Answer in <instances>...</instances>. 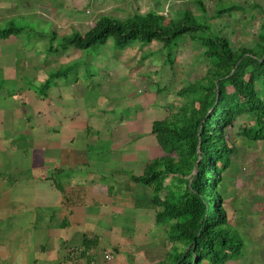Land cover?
Masks as SVG:
<instances>
[{
    "label": "crops",
    "instance_id": "crops-1",
    "mask_svg": "<svg viewBox=\"0 0 264 264\" xmlns=\"http://www.w3.org/2000/svg\"><path fill=\"white\" fill-rule=\"evenodd\" d=\"M56 11L71 15L74 0H0V24H18L9 35L2 33L6 26L0 30V264H74L75 258L84 264H146L150 259L157 264L159 244L142 222L144 213L156 216V209L152 197L145 205L137 194L139 189L151 195V189L142 190V183L123 173L135 171L140 177L163 155L152 135L158 103H137L135 94L122 97L125 106L139 104L138 111L107 119L105 112L113 109L123 115L124 109L107 101L110 84L117 79L104 69V61L97 64L100 76L79 68L74 81L55 78L60 66L81 60L85 52L78 50L76 58L69 46L44 57L26 40L31 29L24 19L51 22L57 36ZM119 54L116 51V58ZM38 57L41 65L46 60L45 67ZM32 67L37 72L30 74ZM10 82L15 85L13 98L2 92L7 88L2 84ZM24 134L31 141L14 147ZM90 145L95 153L87 156ZM113 168L124 178L112 179L120 176ZM124 181L132 185L120 188ZM115 182L119 189L110 186ZM121 218L132 220L125 224ZM87 242L88 258H77Z\"/></svg>",
    "mask_w": 264,
    "mask_h": 264
},
{
    "label": "trees",
    "instance_id": "trees-1",
    "mask_svg": "<svg viewBox=\"0 0 264 264\" xmlns=\"http://www.w3.org/2000/svg\"><path fill=\"white\" fill-rule=\"evenodd\" d=\"M220 2L222 7L208 16L204 3L196 0L200 14L184 11L167 26L160 24L166 15L152 11L123 19L103 15L85 34L61 38L63 47L84 52L111 37L119 48L159 42L172 65L173 50L180 44L192 41L201 49L197 61L203 74L186 82L176 93L181 102L168 106L169 115L153 123L152 135L163 155L148 164L142 176L132 177L150 187L156 226L171 245L167 258L157 264H229L245 243H235L233 235L242 233L229 222L225 207L227 185L239 172L238 148L228 130L237 118L248 116L240 135L264 142V17L250 44H238L212 18H230L234 10L246 12L247 5ZM258 6L264 11V4ZM15 28L2 33L9 35ZM88 243L79 257L88 258Z\"/></svg>",
    "mask_w": 264,
    "mask_h": 264
},
{
    "label": "rangeland",
    "instance_id": "rangeland-1",
    "mask_svg": "<svg viewBox=\"0 0 264 264\" xmlns=\"http://www.w3.org/2000/svg\"><path fill=\"white\" fill-rule=\"evenodd\" d=\"M201 1L207 9L208 16L214 14L215 7H222L223 4L220 0ZM224 1L240 6L247 5V10L246 12L240 9L234 10L232 16H229L230 18H212V23L219 24L224 34L228 35L231 39H235L238 44H250L255 37L256 28L260 21L259 19L264 17V11L258 6L260 3L264 4V0ZM187 10L194 14H200L196 6V0H74V13L71 15L68 13L65 14L64 11L61 12V14L60 11L55 12L60 16H56L55 19L58 23L60 34L57 32V36L53 35L52 30H54L53 28H55V25L38 17L37 24H35V21H32V19H24L25 25L31 29L27 31L25 35H27L26 40H31V44L36 45L37 49L41 51V55L46 57L50 52L61 54L66 49H69V46H62V37L60 35L65 37L64 35L68 34L67 36H71L72 34H69L71 30L74 31V33L82 32L81 34H85L84 31L89 28L91 29L103 15H111L123 19L136 13L152 11L157 15L162 13L165 14L166 17L162 21L160 20V24L162 26H167L170 20L177 19L181 13ZM69 13H71V11ZM6 23L7 22L0 24V30L6 26L4 25ZM10 27L11 26L8 25L5 28ZM42 34L45 36H42ZM39 36L40 42L37 43ZM116 51L120 53L119 58H116ZM200 51L201 49L193 44L192 41L180 44L177 49L175 48V50H173L174 63L172 65L167 60L168 50L164 49L159 42H153L144 47L140 42H135L125 48H119L116 46L113 37H111L106 44H100L89 52H85L81 60H72L67 66H60V73H58L55 78H60L64 83H66L65 81H74V75L77 74L79 68H88L92 70L93 73H97L98 76H100L97 64H100L98 61H104V65H102L104 69L107 68L109 71L111 70V78L117 79V83L110 84L111 91H108L109 98H107V101L110 100L111 106L115 103L120 105L121 109H124L122 111L123 115H118L117 111L113 109L105 112L107 119L114 120L117 116H120V119L126 118L130 113L138 111L140 107L139 104L135 106V103H130L125 106L124 100L121 99L122 97L129 98V95L132 96V94L140 98L137 99V103H140V101H145L146 103L157 102V117L158 119H163L169 115L168 106L171 107L172 104L177 105L181 102V99L176 95L177 91H179L186 82L200 77L203 74V65L197 61V55ZM79 55L80 52L74 49V57L78 58ZM37 59L38 64H40L41 60H39V57ZM117 61H119V64ZM45 65H47L46 60L43 59L41 66L45 67ZM53 66L54 65L49 67L46 66L44 69H47V72L53 69ZM115 66H117L116 70L114 69ZM56 71L57 70H53L52 74L55 75ZM29 72L30 74L31 72L35 73L37 72V68L32 67ZM2 86L7 87L4 88L2 92H5L6 95L8 94L9 98H13L11 95L13 91L11 89L15 85L10 82L9 84H2ZM46 86L48 87V85L44 87ZM161 87H165V90H160ZM46 89L47 88H42L41 90L47 93ZM17 90L19 92L21 91L19 89ZM97 91L98 90H95V92ZM249 119L248 116L237 118L234 128L228 130L232 141L238 148L237 169L239 172L236 173L234 181L227 185L225 207L230 217L229 222L242 233V235L239 234L238 237L237 230L232 229L233 234L237 232L233 235L235 243H239V240L242 242L245 240L241 253L239 255H233L230 261H234L238 264H264V142L249 141L240 135L242 127L246 125ZM89 133L92 135L94 130H90ZM22 136L25 137H18L19 140L15 141L14 147L19 146V144L25 145V143H23L25 140L31 141V137H28L26 134ZM79 146H81V144H79ZM91 146L92 145H90L89 148L87 147L89 151L86 152L87 156L91 153H95L93 151L90 152ZM112 170H115L113 171L115 172L114 175H120L112 179L124 178L115 168ZM125 173L131 176L136 174L135 171L133 172L134 174L132 172H124L123 174ZM170 181L171 177L166 180V183L169 184ZM121 185L120 188L126 189L132 184L128 181H124ZM110 186L119 189V184L116 182ZM141 187L144 191L149 189L148 186L143 184ZM141 192L137 189V194L144 198V204L147 205L152 195H147L146 193L141 194ZM146 213L147 214L144 213L142 222L153 232V239H150L159 244V249L156 252L158 256L157 262H159L164 260L165 257L167 258V252L170 250L171 245L168 243L163 230L156 226L154 222L155 213ZM132 219L121 218L119 220L127 224ZM130 233L134 235L136 230L131 229ZM236 236L237 238H235ZM150 260H148L149 264L155 263V260ZM148 262L146 264H148ZM79 263L82 264V262Z\"/></svg>",
    "mask_w": 264,
    "mask_h": 264
},
{
    "label": "built area",
    "instance_id": "built-area-1",
    "mask_svg": "<svg viewBox=\"0 0 264 264\" xmlns=\"http://www.w3.org/2000/svg\"><path fill=\"white\" fill-rule=\"evenodd\" d=\"M82 251H83V250L78 251L77 258H81V259L84 258V257H82V256H81V257H78V256L81 255ZM107 257H108V258H111V254H110L109 252L107 253ZM79 262H80V261H78L76 258L74 259V264H80ZM81 262H82V261H81ZM82 264H84V262H82Z\"/></svg>",
    "mask_w": 264,
    "mask_h": 264
}]
</instances>
